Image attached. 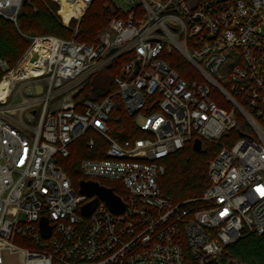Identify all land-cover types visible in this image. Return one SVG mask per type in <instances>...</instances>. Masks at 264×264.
Masks as SVG:
<instances>
[{
	"label": "built area",
	"instance_id": "2783aa9c",
	"mask_svg": "<svg viewBox=\"0 0 264 264\" xmlns=\"http://www.w3.org/2000/svg\"><path fill=\"white\" fill-rule=\"evenodd\" d=\"M93 1L56 3L80 23ZM23 2L0 0V16L17 23ZM127 2L128 16L113 19L95 44L29 37L21 63L3 77L0 264H241L224 261L227 248L243 233L264 237V0ZM125 55L116 92L100 101L81 95ZM173 56L195 76L173 69ZM115 95L142 138L112 137ZM238 116L246 137L233 142ZM89 132L107 143L104 158L83 159L76 170L81 181L114 189L122 213L99 199L84 217L96 196L82 194L61 165ZM195 139L221 143L203 207L174 203L160 186L165 160Z\"/></svg>",
	"mask_w": 264,
	"mask_h": 264
},
{
	"label": "trees",
	"instance_id": "16d2710c",
	"mask_svg": "<svg viewBox=\"0 0 264 264\" xmlns=\"http://www.w3.org/2000/svg\"><path fill=\"white\" fill-rule=\"evenodd\" d=\"M61 0H24L17 23L0 16V84L7 70L15 68L24 58L31 46L29 37L54 36L63 40L75 38L77 42L95 44L100 36L108 32L111 21L115 18H126L113 0H94L82 17L80 23L70 16L66 7L63 9L56 3ZM130 59L125 55L109 64L101 73L91 77L81 95L85 98L100 101L116 92L113 78L123 74V69ZM172 67L184 78L195 74L188 65H184L178 57L173 56ZM5 63L6 68L1 66ZM219 106L221 100L212 96ZM114 107L111 114V135L118 141L139 139L143 134L138 130L136 118L129 117L118 95L113 97ZM246 124L238 116L237 127L230 134L234 141L246 137ZM95 141V147L90 149L88 142ZM225 142V139L220 140ZM202 151H196L193 142L171 154L165 160L166 173L160 180L163 193L174 203L190 200H200L209 186L207 171L210 162L221 149V143L202 141ZM231 146V145H230ZM107 143L95 132H89L70 146L71 155L61 161V165L72 177L75 183L82 180L76 170L83 159L104 158ZM197 202L196 206L203 207ZM235 258L241 264H264V237L243 233L242 237L227 248L224 261Z\"/></svg>",
	"mask_w": 264,
	"mask_h": 264
},
{
	"label": "water",
	"instance_id": "95a60500",
	"mask_svg": "<svg viewBox=\"0 0 264 264\" xmlns=\"http://www.w3.org/2000/svg\"><path fill=\"white\" fill-rule=\"evenodd\" d=\"M36 90L38 94H41L43 91V87L39 85L36 87ZM26 94L33 95V89L28 88L26 90ZM193 147L196 151H202V141L200 139H195L193 142ZM80 192L84 195L96 196L94 200L83 205L81 208V214L86 218H89L93 211L96 209L99 199L104 200L109 208L115 213H122L126 209L125 203L121 198L115 195L114 189L101 186L97 182L81 181Z\"/></svg>",
	"mask_w": 264,
	"mask_h": 264
},
{
	"label": "rangeland",
	"instance_id": "374dc122",
	"mask_svg": "<svg viewBox=\"0 0 264 264\" xmlns=\"http://www.w3.org/2000/svg\"><path fill=\"white\" fill-rule=\"evenodd\" d=\"M115 2V4L119 7L120 10H122L123 12L127 13L130 10V6L129 3L127 2V0H113ZM139 1V0H137ZM102 36V35H101ZM100 36V38H101ZM144 120L143 118L139 119V124L140 127H143L142 125L144 124ZM118 184V183H117ZM121 188V185L119 187V189Z\"/></svg>",
	"mask_w": 264,
	"mask_h": 264
},
{
	"label": "bare ground",
	"instance_id": "6f19581e",
	"mask_svg": "<svg viewBox=\"0 0 264 264\" xmlns=\"http://www.w3.org/2000/svg\"><path fill=\"white\" fill-rule=\"evenodd\" d=\"M64 7H66V6H64ZM66 8L68 9V7H66ZM68 11H69V9H68ZM7 91H8V84H7V82L3 81L0 85V99H3L6 96Z\"/></svg>",
	"mask_w": 264,
	"mask_h": 264
}]
</instances>
